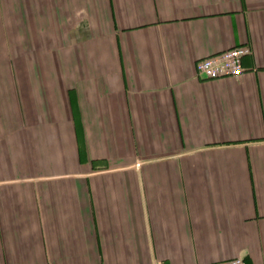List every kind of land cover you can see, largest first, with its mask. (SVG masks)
Wrapping results in <instances>:
<instances>
[{
    "label": "crops",
    "instance_id": "crops-1",
    "mask_svg": "<svg viewBox=\"0 0 264 264\" xmlns=\"http://www.w3.org/2000/svg\"><path fill=\"white\" fill-rule=\"evenodd\" d=\"M236 256L264 264V0H0V264Z\"/></svg>",
    "mask_w": 264,
    "mask_h": 264
},
{
    "label": "built area",
    "instance_id": "built-area-1",
    "mask_svg": "<svg viewBox=\"0 0 264 264\" xmlns=\"http://www.w3.org/2000/svg\"><path fill=\"white\" fill-rule=\"evenodd\" d=\"M249 52L248 45L240 44L201 57L194 64L195 75L199 79L237 76L244 71L242 58ZM215 264H245V262L241 256H236L224 263Z\"/></svg>",
    "mask_w": 264,
    "mask_h": 264
}]
</instances>
